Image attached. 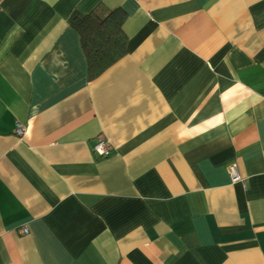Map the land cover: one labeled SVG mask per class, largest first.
<instances>
[{
  "label": "crops",
  "instance_id": "1",
  "mask_svg": "<svg viewBox=\"0 0 264 264\" xmlns=\"http://www.w3.org/2000/svg\"><path fill=\"white\" fill-rule=\"evenodd\" d=\"M0 264H264V0H0Z\"/></svg>",
  "mask_w": 264,
  "mask_h": 264
},
{
  "label": "trees",
  "instance_id": "2",
  "mask_svg": "<svg viewBox=\"0 0 264 264\" xmlns=\"http://www.w3.org/2000/svg\"><path fill=\"white\" fill-rule=\"evenodd\" d=\"M126 14L122 9H108L99 4L70 26L78 33L92 80L125 55L127 37L122 26Z\"/></svg>",
  "mask_w": 264,
  "mask_h": 264
},
{
  "label": "built area",
  "instance_id": "3",
  "mask_svg": "<svg viewBox=\"0 0 264 264\" xmlns=\"http://www.w3.org/2000/svg\"><path fill=\"white\" fill-rule=\"evenodd\" d=\"M15 132L18 135H21L23 133V127L21 125L17 124ZM92 149L95 153H97L101 157H106L110 154V148L106 144V141L101 137L96 138V141H95ZM228 172H229V175L231 177L232 182H237L240 180V176L237 172L235 164H230L228 166ZM22 232L26 233L27 230L22 229Z\"/></svg>",
  "mask_w": 264,
  "mask_h": 264
}]
</instances>
